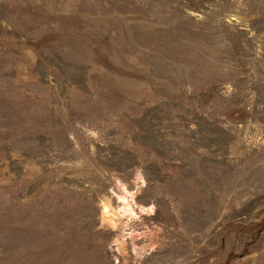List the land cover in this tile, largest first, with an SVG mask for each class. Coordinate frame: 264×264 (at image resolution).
<instances>
[{
	"label": "rangeland",
	"instance_id": "obj_1",
	"mask_svg": "<svg viewBox=\"0 0 264 264\" xmlns=\"http://www.w3.org/2000/svg\"><path fill=\"white\" fill-rule=\"evenodd\" d=\"M0 264H264V0H0Z\"/></svg>",
	"mask_w": 264,
	"mask_h": 264
}]
</instances>
